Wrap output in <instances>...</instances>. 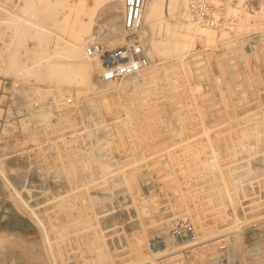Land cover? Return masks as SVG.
<instances>
[{"label":"rangeland","instance_id":"obj_1","mask_svg":"<svg viewBox=\"0 0 264 264\" xmlns=\"http://www.w3.org/2000/svg\"><path fill=\"white\" fill-rule=\"evenodd\" d=\"M236 3L226 1L214 45L195 39L181 63L156 56L155 67L114 86L98 89L94 74L77 87L24 75L1 77L3 84L21 88L26 104L51 99L59 109L72 99L73 106L53 115L44 111L50 116L45 125L41 115L27 116L20 135L12 131L0 147V264H226L220 258L228 255L234 258L230 264H264V208H230L220 181L229 177L224 166L260 157L254 149L262 148L261 139L243 141L242 133L260 122L264 109V0H243L239 17L226 19L227 7ZM0 5L19 16L16 7L23 3L0 0ZM112 13L102 11L94 31L109 48L120 46L107 40ZM12 35L9 27H0L4 56ZM212 152L218 153L216 171L206 165H212ZM69 162L80 163L75 179L64 175ZM20 199L27 207L17 208ZM60 204L72 209L62 211ZM237 219L241 225L228 232ZM186 225L198 236L191 248L175 235ZM211 232L215 235L205 242L202 237ZM95 247L108 256L105 263L96 258ZM174 247L183 249L171 254ZM162 250L167 254L155 256Z\"/></svg>","mask_w":264,"mask_h":264},{"label":"bare ground","instance_id":"obj_2","mask_svg":"<svg viewBox=\"0 0 264 264\" xmlns=\"http://www.w3.org/2000/svg\"><path fill=\"white\" fill-rule=\"evenodd\" d=\"M123 1L124 0H21V2L23 3V6H17L16 7V11L19 13V16L15 15L14 13L13 14L10 13L2 5H0V27H4V26L7 27V28L9 27L11 30H13V34H14V36L12 35L13 38L9 39L11 42L8 45V48H7L8 54L6 52V54L4 56L2 53H0V83L3 84V82H2L3 80L1 78L2 76H7L8 75V77L10 76L14 80H16L18 77L24 75V76H29V77H31L34 80H41V79L45 78V80H48V81H51V82L52 81H56L59 85H63V86L75 85L77 87V86H82V85L86 84L88 82V80H89V77L92 74L96 75V77L99 76V74H101V71H102V67H101L100 62L97 61V60H90V59L86 58L85 55H84V48H85V45L87 44V42L89 40H91L96 34H102V33L94 32L95 29H96L95 28L96 21H97V19L100 16L102 11L115 12V14L112 13V16L110 17L108 22H106L107 26L108 25L111 26L110 35L107 38L108 42H110V43H118V44H120V46L123 45L124 42H123L122 38H120V37L118 38V36H120V34H121V30H122L121 22H122L123 16H124ZM230 1L237 2L236 3L237 7L236 8H233V7H230V6L227 7L226 16H225L226 19L231 18V17L232 18L233 17L237 18V17H239V14L241 13L239 8H242L240 5H241L243 0H229V2ZM184 6H185V0H148L147 1L146 5H145V9H144V16H143V31L146 34V42L148 44L149 55H150V58H151V67H155L154 59H155L156 56L165 55L166 57H168L167 55H169L170 58H173V60L176 59V60H179L178 62H180L184 58L183 55L185 53H187L189 51V49L193 48L194 43H195V39H197L198 42L206 43L209 46H210V44L214 45L215 41L218 40L216 38V32L215 31H210V30H206V29H198V28L194 27L191 24L183 22L181 20V12H182ZM64 11H66L67 14L61 20H57L58 15H60L61 12H64ZM243 14H244V12H243ZM243 22H245V21H243ZM232 24H233V22H232ZM238 24L239 23H237L236 25H238ZM229 28L232 29V27H229ZM7 30L8 29H6V31ZM56 30L58 32H60V33L55 34ZM236 31H237V29H236ZM223 34L224 33H221L220 36L222 37ZM28 41H32L34 43L32 48H29L27 46V42ZM245 63H247V62H245ZM182 68L180 69L181 72L184 70V69L182 70ZM176 71H177V69H175V68H172V70H171V72L174 75H175ZM165 72L168 73V71H165ZM154 73H155V71H154ZM131 79H133V78H131ZM131 79H127V80H131ZM122 82H124V80L121 81V83ZM117 84H119V83L100 84L98 86V89H103V88L114 86V85H117ZM7 85L10 86V88L11 87L12 88L15 87L14 84L7 83ZM90 92H91V90H90ZM76 93H78V92H76ZM79 96H81V95L79 94ZM57 99H58V97L54 98V100H57ZM107 107H108V105H107ZM40 117L42 118V121L45 124H49V119H50L49 115H41ZM253 123L255 125L252 124L253 127L251 129H249V130H247V131L242 133V139H243V141H247V142H250V140H254V143L258 142L259 139H261L262 148H258V147L255 148L254 149V154H261L262 166H263L262 169L264 171V109H263V111L261 113L260 122L259 123H255V121H254ZM41 129H43V128H41ZM4 131H6V130H4ZM118 136H119V134H118ZM134 136L136 137V135H134ZM138 138H140V137H138ZM143 141H144V139H143ZM241 147H243V146H241ZM252 149L253 148H249L247 150L249 152H251ZM212 153H214L213 162L210 161V162H212V165H209L208 163H206V165L209 166L210 170H212V169L213 170H215V169L219 170L220 167H218V164L216 162L217 158H218V157L216 158V156H217L218 153H216V152H212ZM211 156H213V155H211ZM169 159H170V157H169ZM198 159H199V157H198ZM78 164H80V163L77 162L76 164H74L72 162H69L68 163V168L65 171L64 175H66L67 178H74L75 179V176H76V174L78 173V170H79V165ZM193 164H195V163H193ZM199 164H201V163H199ZM196 166H194V167H196ZM83 167H84V165H83ZM102 167H103L104 170L106 169V166H102L101 165V168ZM201 168H202V165H201ZM61 170H62V168H61ZM82 171H83V169H82ZM220 171H222V169ZM220 171H219V174H222L223 171H222V173H220ZM172 172L173 171L171 170V173ZM181 173H182V171H181ZM131 174H130V176H131ZM228 175H229V177L228 176L226 177V178H228L227 180L224 179V176H222L221 180H220L221 183L223 184V188L225 190L224 191L225 193H223V194H224V197H226L228 199V202H230V207L231 208H236V202H235V200L233 198L234 195H236L235 193H233L236 190V182H235L234 179L231 178L230 174H228ZM220 176H219V178H220ZM133 177H134V175H133ZM103 178H104V176H103ZM129 178H131V177H129ZM174 178H175V175H174ZM66 180H68V179H66ZM217 181L218 180L216 179V182ZM131 182H133V181H131ZM177 184L178 183H176V187H177ZM230 187L233 188V192H232L233 194H231V191L229 190ZM215 188H217V186ZM68 193L71 194V191L68 192ZM19 194L20 193H18L17 195H19ZM136 195H138V194H136ZM61 197H63V196H61ZM75 198H79V195L77 197L75 196ZM79 199H81V198H79ZM20 201H17V202L15 201L16 202V206H17L18 209L19 208L22 209V208L27 207V206H25V203H23V201L21 199H20ZM80 203H82V201ZM84 203H85V201H84ZM184 203H185V201H184ZM70 204L72 205V202ZM90 204L91 203H89V206H90ZM68 206H70V205H68ZM68 206L67 205H61V210L62 211H67V209L71 210L72 207L68 208ZM74 206L75 205L73 204V208H74ZM32 215H33V212L31 213V216ZM43 215H45V214H43ZM32 217H33V221L36 224L38 230H40V231L42 230L44 232L45 228H44V225H43L42 221L39 220L35 215H33ZM235 222H236V224L234 225V227L230 228L228 230V232L235 231L239 227V225H241V223H242V222L240 223V221L238 219L235 220ZM60 231H62V230H60ZM76 232H77V230H76ZM45 234H46V232H45ZM218 234H219V232H218ZM212 235H215V233L211 232V234H206V235H204V237H202V239L205 241L208 238H210ZM44 236H46V235H44ZM69 236H71V235H69ZM100 237L103 238L102 236H100ZM94 239H95L94 243H97L98 240H99V238L97 236H94ZM44 240H46V239H44ZM61 243H62V241H61ZM186 245H187L186 247L185 246H183V247L184 248H187V247L189 248L190 246H194V242L193 241L189 242ZM183 247L182 248L174 247V249L172 250L171 254L179 252L180 250L183 249ZM94 249L97 251L96 258L98 260H101V261L102 260L103 261L107 260L108 256L106 258L104 255H102V253H101L102 251L98 250V247H95ZM138 249H137V251H139ZM169 249H170V247H169ZM104 250H105V248H104ZM165 254H167V251H165V250L163 251L162 250L160 253H156L155 256H163ZM107 255H109V254L107 253ZM59 256H60V254H59ZM97 263H99V262L97 261L96 264ZM103 263H105V262H103Z\"/></svg>","mask_w":264,"mask_h":264},{"label":"built area","instance_id":"obj_3","mask_svg":"<svg viewBox=\"0 0 264 264\" xmlns=\"http://www.w3.org/2000/svg\"><path fill=\"white\" fill-rule=\"evenodd\" d=\"M147 1H123L124 16L121 34L118 36L124 42L122 46L109 48L104 44L103 39L96 38V36L85 45V57L97 60L101 64L102 71L97 78L99 84L120 83L123 80L135 78L149 69L151 58L146 34L143 31V16ZM226 1L185 0L181 20L198 29L217 32L224 24ZM0 95L2 97L0 100V147L8 144L11 137L9 134L12 131L13 134L20 135L22 124L26 122L27 116L39 118L45 113L44 111L53 115L56 110L73 106L72 99H69L59 109L52 100L26 104L21 88H10L6 82L0 85ZM261 97L263 98L262 105H264V90L261 92ZM76 113L81 115L79 111ZM51 120L53 124L55 122L53 116ZM256 156L254 155L252 159L242 157L223 167V171L230 174L236 182V190L233 192L236 194L234 197L237 202L236 208H264V171L261 156L255 158ZM175 235L190 242L198 238L194 228L190 225L175 230ZM220 259H225L226 264H230V260L234 258L228 255Z\"/></svg>","mask_w":264,"mask_h":264}]
</instances>
